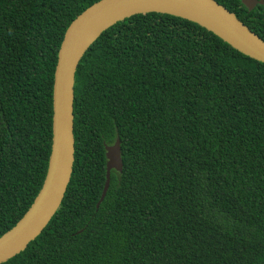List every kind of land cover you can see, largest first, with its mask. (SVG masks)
<instances>
[{
	"label": "trees",
	"instance_id": "trees-1",
	"mask_svg": "<svg viewBox=\"0 0 264 264\" xmlns=\"http://www.w3.org/2000/svg\"><path fill=\"white\" fill-rule=\"evenodd\" d=\"M98 1L0 0V237L41 189L58 50ZM215 1L264 41V3ZM73 117L64 198L3 264H264L263 63L190 21L138 14L84 54ZM117 138L122 171L96 208Z\"/></svg>",
	"mask_w": 264,
	"mask_h": 264
},
{
	"label": "water",
	"instance_id": "water-1",
	"mask_svg": "<svg viewBox=\"0 0 264 264\" xmlns=\"http://www.w3.org/2000/svg\"><path fill=\"white\" fill-rule=\"evenodd\" d=\"M248 9L263 0H240ZM158 13L190 21L231 48L264 64V41L234 13L215 0H100L68 26L60 44L52 94V138L40 191L22 218L0 237V264L23 252L58 210L70 182L74 162L73 101L75 73L90 46L110 27L138 14ZM106 181L98 208L110 183V172L122 171L120 140L105 146Z\"/></svg>",
	"mask_w": 264,
	"mask_h": 264
}]
</instances>
